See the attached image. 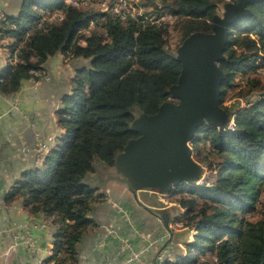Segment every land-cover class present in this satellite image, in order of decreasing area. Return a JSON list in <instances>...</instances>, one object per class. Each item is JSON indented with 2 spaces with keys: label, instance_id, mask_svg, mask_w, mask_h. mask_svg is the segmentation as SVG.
<instances>
[{
  "label": "trees",
  "instance_id": "trees-1",
  "mask_svg": "<svg viewBox=\"0 0 264 264\" xmlns=\"http://www.w3.org/2000/svg\"><path fill=\"white\" fill-rule=\"evenodd\" d=\"M65 2L23 0L17 15L5 13L9 25L0 27V41L8 42L9 53L0 73V94L6 97L16 95L23 82L39 80L45 63L58 54L88 62L77 70L72 92L62 100L58 120L64 133L56 147L40 166L22 173L5 201H21L30 214L51 221L54 242L45 264H78L79 245L94 226L92 207L105 198L88 178L99 165L116 170L118 156L139 136L131 131L132 122L141 114L155 115L174 100L171 88L182 71L177 49L195 33H212L214 17L227 0L144 2L142 7L151 8L155 18L172 16L174 27L159 20L145 25L122 21L99 11L95 0L81 8ZM249 8L252 14L230 28L219 65L227 76L222 124L206 122L191 143L202 173L215 172L213 184L177 188L174 197L182 196L177 203L184 212L176 222L195 236L184 256L166 264H264V88L246 107L225 106L238 76L264 68V3ZM59 11L65 14L60 22L43 21ZM92 23L97 25L83 34ZM173 30L177 45L171 43ZM16 50L18 61L12 64ZM247 83L252 85L249 93L262 87L252 77ZM255 215L259 219L251 221Z\"/></svg>",
  "mask_w": 264,
  "mask_h": 264
},
{
  "label": "crops",
  "instance_id": "crops-1",
  "mask_svg": "<svg viewBox=\"0 0 264 264\" xmlns=\"http://www.w3.org/2000/svg\"><path fill=\"white\" fill-rule=\"evenodd\" d=\"M22 2L0 0V9L17 15ZM6 43L0 45V73L8 63ZM85 64L83 60L58 54L45 63L39 80L23 82L14 96L0 94V264H45L52 255L54 226L42 216L30 214L21 201L11 204L5 201L10 187L22 173L43 162L44 157L37 150L36 135L54 138L63 135L58 111L64 96L72 92L71 82L77 70ZM101 170L104 171L102 176ZM112 171L99 165L97 173L88 178L105 198L92 207L90 218L94 226L88 229L79 245L78 264H125L131 252L123 248V241L134 251H142L136 264H155L160 238H167L175 246L170 261L184 256L185 245L192 243L195 236L192 230L176 222L184 210L169 203L160 191L142 190L134 196L125 180L115 176L121 175ZM105 174L111 178L103 177ZM120 208L127 212L129 220L120 213ZM166 214L170 216L168 223L162 219ZM148 234L151 240L145 239Z\"/></svg>",
  "mask_w": 264,
  "mask_h": 264
},
{
  "label": "water",
  "instance_id": "water-1",
  "mask_svg": "<svg viewBox=\"0 0 264 264\" xmlns=\"http://www.w3.org/2000/svg\"><path fill=\"white\" fill-rule=\"evenodd\" d=\"M259 3L264 0L225 3L223 14L214 17L212 33H195L177 49L182 71L171 88L174 100L164 103L155 115L141 114L132 122L131 131L139 136L127 143L116 161L117 172L134 196L142 190L158 189L164 194L163 189L197 184L202 166L194 160L191 143L206 122L222 124L221 93L227 76L219 65L225 59L229 30ZM169 217L162 219L168 223Z\"/></svg>",
  "mask_w": 264,
  "mask_h": 264
},
{
  "label": "bare ground",
  "instance_id": "bare-ground-1",
  "mask_svg": "<svg viewBox=\"0 0 264 264\" xmlns=\"http://www.w3.org/2000/svg\"><path fill=\"white\" fill-rule=\"evenodd\" d=\"M69 1H71V4H72L70 6H73L76 8H81L82 6L91 5L94 0H66V2H69ZM95 1L98 2V0H95ZM141 2H142V0H116V4H114V12H123L125 9V6H126V17L120 18V19L122 21H125L127 19L134 20V18H135V21H139L143 25H145L146 22H150V16L148 14V10L146 8L142 7ZM103 5H112V0H101V4L98 3V5H97L99 11H101L104 14H110L109 12H103ZM56 13H58V15H56ZM64 16H65L64 12L59 11V12H55L52 14H47L44 17L43 21L46 22V21H48V18H49V24H52V23L60 22L61 20L64 19ZM6 20L7 19L5 17V14H3V19L0 20V27H1L2 23L9 25L8 21H6ZM159 21L169 22V23L173 24L175 19L172 16L165 15ZM44 22H42V23H44ZM10 27L15 28L13 25ZM39 27H41V24H39ZM92 29H94L93 23L90 25V28L88 29V31L83 32V34H89V32ZM81 44H85V42H81ZM17 61H18V50L15 51L14 57H13V60L11 61V63L16 64ZM57 143H58V139L53 138L50 141V149L52 150L54 147H56ZM51 150L47 154H49L51 152ZM46 155H44L43 157L45 158ZM210 180H211V184H209L205 181L198 180L196 185L211 186L213 184L212 183L213 178H210ZM49 224H52L51 221H49ZM165 261H170V257L161 259V262H165ZM39 264H43V262H39Z\"/></svg>",
  "mask_w": 264,
  "mask_h": 264
},
{
  "label": "rangeland",
  "instance_id": "rangeland-1",
  "mask_svg": "<svg viewBox=\"0 0 264 264\" xmlns=\"http://www.w3.org/2000/svg\"><path fill=\"white\" fill-rule=\"evenodd\" d=\"M229 1H231V0H227V2H229ZM223 6H224L223 4L220 5L217 15L221 16L223 14V12H224ZM175 25L176 24H173V25H171V27H174ZM86 31H88V30H86ZM172 33H173V35L171 37V43L177 45L178 42H179V36H177L178 33L174 32V30L172 31ZM85 63L88 64V62H85ZM248 77H252V78H255V79L260 81L262 87H259V91H255L253 93H249V90L252 88V85H249L247 83V78ZM263 88H264V68L262 70H260L259 73H257V74H255V73L253 74L252 73V74L246 75V76L240 75L236 79V87L234 89L230 90L228 92L227 96H226L225 106L246 107L247 106V102L246 101L247 100L253 101L254 99H256L257 95H259L263 91ZM114 170L115 169H113L112 172H113V174H116ZM103 173H104V171L101 170V172L99 174L102 176ZM203 174H204L203 178H209V177L211 178V177L215 176V172H212L211 170H208V169L204 170ZM115 176H117V177H119V178H121L123 180V178L121 176H118V175H115ZM103 177L109 178L110 176L108 174H105ZM171 190H172V192L170 193ZM162 192L164 193L163 196H165L167 198V201L169 203H171V204L173 203V204H176L177 206H179L177 201L182 196L179 195L177 197H174L177 194V192H178L177 188H175V189H172V188L163 189ZM168 193H170V194H168ZM263 198H264V194H263ZM175 213L176 212L174 211V214ZM258 219H259V216L255 215L250 220L251 221H257ZM183 225H184L183 223H180V227L184 228ZM193 233H195V232L193 231Z\"/></svg>",
  "mask_w": 264,
  "mask_h": 264
},
{
  "label": "built area",
  "instance_id": "built-area-1",
  "mask_svg": "<svg viewBox=\"0 0 264 264\" xmlns=\"http://www.w3.org/2000/svg\"><path fill=\"white\" fill-rule=\"evenodd\" d=\"M146 0H142V6L144 5V2ZM67 6L72 5L71 1L69 2H65ZM99 4H101V0H98ZM114 4H116V0H112V5H103V12H109L110 15L117 17V18H124L126 17V6L123 12H114ZM153 10L151 8H148V14L150 16V22L152 20H160L161 18H155L154 17V13L152 12ZM3 14H5V12L3 10L0 9V20L3 19ZM56 15H58V13H56ZM162 17H164V13H162ZM135 20V18H134ZM45 23L49 24V18L48 21H46ZM97 24H95L94 26H96ZM86 31V30H84ZM2 44V42L0 41V45ZM54 137H42L41 135H36L35 141H36V146H37V150L40 154H42V156L46 155L51 149H50V141L53 139ZM203 173L201 174L199 180L200 181H205L209 184H211V180L210 178H203ZM120 213H122V215L124 216V218L126 220H129V216L127 214V212L123 209L120 208ZM146 240H151V235H147L145 237ZM157 244L160 246L159 251L157 252V255L155 257V264H159V262L161 261L162 258H169L174 254L175 251V246L170 243L168 241L167 238H160L157 240ZM123 248L130 250L131 252V256L130 258L127 260V262L125 264H136L137 262L140 261L141 259V255H142V251H134L132 249V246L126 242L123 241Z\"/></svg>",
  "mask_w": 264,
  "mask_h": 264
},
{
  "label": "flooded vegetation",
  "instance_id": "flooded-vegetation-1",
  "mask_svg": "<svg viewBox=\"0 0 264 264\" xmlns=\"http://www.w3.org/2000/svg\"><path fill=\"white\" fill-rule=\"evenodd\" d=\"M232 1V0H231Z\"/></svg>",
  "mask_w": 264,
  "mask_h": 264
}]
</instances>
